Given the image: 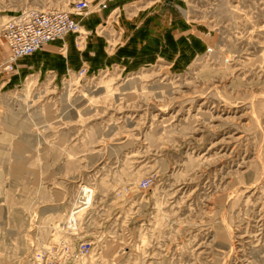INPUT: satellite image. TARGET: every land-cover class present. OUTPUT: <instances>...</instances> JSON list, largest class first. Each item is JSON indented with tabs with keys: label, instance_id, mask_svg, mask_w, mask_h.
I'll use <instances>...</instances> for the list:
<instances>
[{
	"label": "rangeland",
	"instance_id": "rangeland-1",
	"mask_svg": "<svg viewBox=\"0 0 264 264\" xmlns=\"http://www.w3.org/2000/svg\"><path fill=\"white\" fill-rule=\"evenodd\" d=\"M0 264H264V0H0Z\"/></svg>",
	"mask_w": 264,
	"mask_h": 264
},
{
	"label": "built area",
	"instance_id": "built-area-1",
	"mask_svg": "<svg viewBox=\"0 0 264 264\" xmlns=\"http://www.w3.org/2000/svg\"><path fill=\"white\" fill-rule=\"evenodd\" d=\"M88 8L89 4L86 1L78 3L77 10L83 11ZM77 28L78 24L67 11L34 8L11 18L3 26L2 34L10 49L7 67H12L20 58L35 53L46 43ZM88 252L89 248L84 246L79 253Z\"/></svg>",
	"mask_w": 264,
	"mask_h": 264
},
{
	"label": "bare ground",
	"instance_id": "bare-ground-1",
	"mask_svg": "<svg viewBox=\"0 0 264 264\" xmlns=\"http://www.w3.org/2000/svg\"><path fill=\"white\" fill-rule=\"evenodd\" d=\"M28 56H30V55H28ZM79 220H80V216H77V214H75V211L72 212V214L68 218V222H67L68 223V226L70 228H72V229H77L76 226L78 225L77 222H79Z\"/></svg>",
	"mask_w": 264,
	"mask_h": 264
},
{
	"label": "crops",
	"instance_id": "crops-1",
	"mask_svg": "<svg viewBox=\"0 0 264 264\" xmlns=\"http://www.w3.org/2000/svg\"><path fill=\"white\" fill-rule=\"evenodd\" d=\"M9 48V47H8ZM43 48V47H42ZM47 48V46L44 47V49Z\"/></svg>",
	"mask_w": 264,
	"mask_h": 264
}]
</instances>
